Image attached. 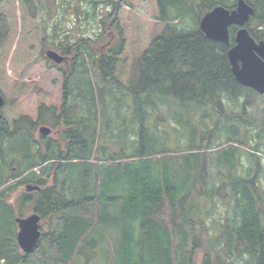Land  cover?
<instances>
[{
  "label": "trees",
  "instance_id": "16d2710c",
  "mask_svg": "<svg viewBox=\"0 0 264 264\" xmlns=\"http://www.w3.org/2000/svg\"><path fill=\"white\" fill-rule=\"evenodd\" d=\"M235 1L151 0L157 16L147 37L132 14L126 30L120 28L121 9H132L133 0H90L87 8L65 1L86 19L106 10L101 22L95 20L100 29L93 39L78 29L56 46L42 27L45 48L74 58L73 68L63 70L59 91L20 81L18 109L6 101L0 264H264L260 149L248 139L253 122L229 118L224 110L225 96L233 101L259 94L232 73L228 51L236 27L230 46L200 30L207 13L234 10ZM245 1L255 9L251 36L264 40V0ZM20 2L34 18L44 9L42 0ZM8 33L0 27V46ZM106 37L118 45L99 46ZM60 66L51 64L62 71ZM79 99L89 116H74ZM227 119L236 124L225 125ZM46 123L63 128V149L48 137L42 138L46 149L34 141ZM28 185L40 190L27 192ZM19 187L24 192L8 199ZM32 202L50 231L42 230L37 249L26 255L15 220ZM208 224L222 228L213 243L206 241Z\"/></svg>",
  "mask_w": 264,
  "mask_h": 264
},
{
  "label": "rangeland",
  "instance_id": "374dc122",
  "mask_svg": "<svg viewBox=\"0 0 264 264\" xmlns=\"http://www.w3.org/2000/svg\"><path fill=\"white\" fill-rule=\"evenodd\" d=\"M65 1L66 0H42L44 9L41 10V15H39L38 18H34L30 15V13H28L27 9L20 2V0H0V16L4 18V21L0 23V27H2V29L8 28L9 31L3 45L0 46V91L5 96L6 101L10 103L9 105H11L12 102L14 103L15 110L18 109V100L16 99L15 94L17 83L20 81L37 82L47 90L59 91L63 87L65 78L63 70L70 72L73 68L74 58L70 56H67V65L63 64L60 66L62 71L56 67L52 68L51 64L52 66L55 65L54 62L52 60H48L47 57H43V52L46 56V53L49 50L56 51L62 55L63 53L53 47L45 48V33L42 27L46 28V38L48 37V44L55 42L54 45L56 46L61 43L59 40L66 39V36L70 37V34L77 32L78 29L82 31L85 38H92V36L98 33L100 29V23H96V21L102 20L101 13L104 12L106 8L100 7L98 17L94 19H86L83 15L78 14L73 8L68 9ZM88 1L90 0H72V4L74 8L78 5L85 8ZM132 3V9L129 6H123L121 9L122 11L119 14L120 28L122 27L124 31L126 30L125 25L131 21L129 15L132 14L135 16L136 23L139 22L144 25L146 30V32L144 31V36L147 37L148 33L151 32L150 29H152L153 25L156 23L155 19L157 16V10L153 3H151V0H146L144 2L140 0H133ZM250 27L251 24L247 26L248 30ZM254 28L257 30L263 29V27L258 29L256 25H254ZM128 29H130V25H128ZM54 31L61 34L56 39H54ZM144 36H142L143 40ZM108 41L109 37L103 38L99 46L107 43ZM117 45L118 40L116 39L112 43V46L116 47ZM129 65L130 64H126L123 65V67L127 69V67L129 68ZM75 82H79V80L76 79ZM246 101L250 102L248 105L243 107ZM75 103L77 105L76 111H78V113H74V116H89V113L87 112L88 109L83 107L85 105L84 101L79 99L75 100ZM224 110L226 116L229 118L235 117L238 118V120L246 119L247 123H249L248 120L253 122L249 126L251 137L248 139L252 142V146L260 149V151L256 154L261 159V171L258 178V184L264 192V131L261 126V124L264 123V96L251 94L246 100L245 95H243L241 98L233 101L228 100L227 96H225ZM92 115H94V113ZM227 121L225 123L223 122L227 126L230 125V123L236 124V122L230 121V119H227ZM237 123H239V121H237ZM43 125L51 128L53 131L48 138L54 142L60 143V148L63 149L67 145V141H65L62 137L63 128L54 129L48 123L42 124L37 128V131L33 134L34 141H36V143L43 149H46V141L42 139L43 136L39 133V129ZM241 129L243 131L242 127ZM227 135L228 134L225 133L223 136ZM224 139L225 138H223V140ZM251 149H253V147L248 148L249 151ZM245 160L246 159H244L243 162L244 167L246 168L247 163ZM14 168V172L16 173L17 167L14 166ZM23 177H25V175H23ZM16 183L17 180L12 181L10 184L14 185ZM24 189V187L17 188L14 190L13 196L8 199H11L12 201L14 196H16L19 192H24ZM230 189V187L225 188V190L228 191ZM221 198L223 197H220V199ZM33 207L34 203L32 202L29 206L24 208L23 214L25 216L31 215L34 212ZM225 212L226 208L224 207L221 212L222 215L225 214ZM43 227L44 231H50L48 221L44 223ZM207 227L212 230L211 233L206 236V241L208 240V243H213L222 228L218 225L214 226L212 224H208ZM100 261V258H96L94 263H100ZM226 261H228V259H226ZM228 264H231V262H228ZM239 264H241V262H239Z\"/></svg>",
  "mask_w": 264,
  "mask_h": 264
},
{
  "label": "water",
  "instance_id": "95a60500",
  "mask_svg": "<svg viewBox=\"0 0 264 264\" xmlns=\"http://www.w3.org/2000/svg\"><path fill=\"white\" fill-rule=\"evenodd\" d=\"M254 13L253 7L244 0H238L237 7L232 12L224 7H217L207 13L201 19L200 30L209 39L230 46V29L237 28L233 38L234 45L228 51L232 72L239 84L264 95V41L257 42L246 27ZM46 56L57 65L66 61L64 56L53 50H49ZM5 104V98L0 93V120ZM39 133L47 137L51 134V129L41 126ZM26 190L34 192L40 188L28 185ZM15 221L18 225L17 242L20 250L23 254L30 255L41 240L42 218L34 212L28 217H18Z\"/></svg>",
  "mask_w": 264,
  "mask_h": 264
},
{
  "label": "bare ground",
  "instance_id": "6f19581e",
  "mask_svg": "<svg viewBox=\"0 0 264 264\" xmlns=\"http://www.w3.org/2000/svg\"><path fill=\"white\" fill-rule=\"evenodd\" d=\"M244 1H245V0H244ZM235 2H236V7H237L238 0H236ZM245 2H246V1H245ZM246 3H247V2H246ZM115 4H116V3H115ZM247 4H248V3H247ZM189 5H190V4H189ZM248 5H249V4H248ZM250 6H251V5H250ZM251 7H252V6H251ZM235 9H236V8H235ZM235 9H234V10H235ZM227 10H229V9H227ZM254 10H255V9H254ZM229 11L232 12L233 10H229ZM254 14H255V13H254ZM252 17H253V15H252ZM252 17H251V19H252ZM251 19H250V21L248 22L247 26L250 25ZM247 26H246V27H247ZM247 29H248V28H247ZM256 41H257V40H256ZM260 41H264V40H259V41H257V42H260ZM228 58H229V57H228ZM229 62H230V60H229ZM230 65H231V63H230ZM231 70H232V66H231ZM232 73H233V72H232ZM233 75H234V74H233ZM234 77H235V76H234ZM69 227H70V226H69ZM71 233H72V232H71Z\"/></svg>",
  "mask_w": 264,
  "mask_h": 264
},
{
  "label": "flooded vegetation",
  "instance_id": "af4514ba",
  "mask_svg": "<svg viewBox=\"0 0 264 264\" xmlns=\"http://www.w3.org/2000/svg\"><path fill=\"white\" fill-rule=\"evenodd\" d=\"M67 60V59H66ZM67 65V62L65 63Z\"/></svg>",
  "mask_w": 264,
  "mask_h": 264
}]
</instances>
